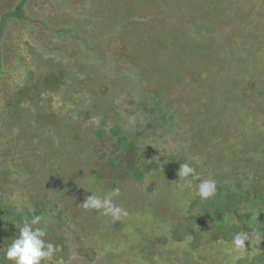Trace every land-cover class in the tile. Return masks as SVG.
<instances>
[{
  "label": "trees",
  "instance_id": "obj_1",
  "mask_svg": "<svg viewBox=\"0 0 264 264\" xmlns=\"http://www.w3.org/2000/svg\"><path fill=\"white\" fill-rule=\"evenodd\" d=\"M34 1L0 0V264H14L7 261L4 254L12 239L19 234V228L25 219H30L34 215L42 217L41 224L38 226L46 229L45 239L57 246L53 260L42 262V264H58L59 257L66 258L70 254L68 244L65 245L68 241L65 231L69 229V223L76 228H83L87 218L85 215L95 214V211H88L83 207L81 198L73 197L64 188L57 190V187L63 186L69 177L67 171L59 169L58 165L61 166L66 160L70 145H77L74 142V135L82 124L95 117H101L100 126L94 134L99 141H102L109 132L116 150L112 156L119 152L123 156L136 155L138 150L135 145L139 137L128 136V133L122 130V124H114L108 129L105 127L107 125L104 113L106 109L119 107L113 103L108 89L100 91L99 82H97L100 80L98 75L104 77L100 71L105 68V62L116 59L106 50L107 44L103 40L111 25L102 29L103 27L100 28V23L96 20L98 16L95 12L100 8L98 5L100 2L94 3L91 14L75 15V19L78 20L71 25L73 15L69 9L72 0H57L61 12L58 10L52 15H44L40 11L34 14ZM105 3H110L108 5L112 9L109 10L110 15L115 14L113 9L114 12L117 11V17L119 11L124 10L117 6L116 2H112V5L109 0H106ZM65 13V22L54 20V16L60 14L62 17ZM39 14L46 16L47 19L41 18ZM89 15L90 20L87 21L86 17ZM39 30L43 35L42 39ZM42 30L47 31L48 35L42 33ZM13 31L15 35L25 34L28 57L26 61H29L31 66L27 67L25 80L20 85H14L6 78L9 73L6 59L12 58L10 41ZM85 66H92L89 74L82 70ZM123 75L128 76L127 72H123ZM131 83L133 84L132 79ZM199 87L195 91L199 90ZM253 89L252 86L251 93L255 91ZM242 93L244 94L243 91ZM134 94L137 95V92ZM263 96L261 95V100H264ZM81 97L86 99H80ZM102 100L105 104L100 103ZM139 100L141 103L138 109L147 121H144L143 125L139 120L136 121L134 125L136 135H144L149 131L152 133L156 126L159 128H169L172 125L180 127L184 133L186 132L190 141L195 143L196 137L198 146L192 144L188 151L191 157L195 153L198 157L200 156L198 161L191 159L196 175L200 177V180L213 178L217 182L216 195L208 200H201L199 196H194L185 216L181 209L173 211L175 210L173 206L160 207L158 218H162L167 223V217L171 216L178 229L172 222L169 232L161 233L159 226L154 228V232L151 231L152 234L147 235L144 232L143 242L141 239L139 242L144 243L142 249L137 243V249L142 258L150 263L155 260L157 252L161 254L163 251L161 249L168 244L183 243L186 240L188 252L185 257H180V264H264V240L246 241V250L243 252L228 251L232 249L231 240L234 233L238 231L250 234L259 232L261 237H264V158L259 154L260 161L252 156L250 161L246 159L243 163L236 160L238 156H242L241 160L245 161V156L248 154L240 150L245 147L248 140L247 136L240 139L238 131L242 130L239 127H236L235 138H224L221 135L225 127L234 125L231 123V118H229L230 124L219 125L212 121L208 125L204 120L206 117L203 112L201 115L197 114L184 119L183 108L177 107L176 103L168 100L167 96L162 95L159 98V96L145 95ZM197 100L199 104L195 100L192 105L189 100L186 106L204 109L203 101ZM148 101L151 104H148ZM55 103L58 104L57 107ZM68 105L75 109L63 111L62 107ZM258 108L257 112L260 113L262 106ZM198 117L200 120L197 121ZM261 119H263L262 115ZM261 128L263 131L262 124ZM50 133L53 141L50 139ZM261 140L264 141L263 132ZM48 142L51 143L45 147L44 144ZM204 154L206 155L203 156ZM208 155L222 157L225 166L232 172L231 182L227 179L229 176L222 175L223 170L206 178V173L209 171L206 158ZM101 156L108 158L107 164L91 168L89 163L79 158V165L81 163L82 165L75 179L82 177L86 183L88 174L92 177V183L105 182L101 174L115 170L118 163L122 161L119 158L112 159L106 154ZM184 158L173 162L174 175H178L181 164L188 162ZM158 164L163 177L164 172L161 167H164L166 163L161 161ZM124 167L127 172L132 173L129 179L133 183H141L146 178V171L140 167H134V165ZM152 172L153 170L150 169L149 174L152 175ZM115 176H108L106 183L107 186L118 189L117 179L123 176ZM172 178L175 179V177ZM20 180H22L21 183H19ZM154 180L156 184L152 183L153 185L149 186L151 194L157 189L158 181L156 178ZM200 180L193 179L192 182L198 185ZM17 194L20 196L18 204L13 201ZM205 203H208L207 207L201 210ZM76 206H80L81 214L76 215L70 212V209ZM176 216L180 218L174 219ZM120 225H112V230H115L113 232H118ZM79 232L81 231L77 229L72 231V237L76 241L84 238L85 233ZM80 244L75 245L79 251H82ZM132 245L135 247L134 243ZM125 250L118 252L122 253ZM87 252L94 255L96 250L90 247ZM125 257L127 260L134 259V257Z\"/></svg>",
  "mask_w": 264,
  "mask_h": 264
},
{
  "label": "rangeland",
  "instance_id": "obj_2",
  "mask_svg": "<svg viewBox=\"0 0 264 264\" xmlns=\"http://www.w3.org/2000/svg\"><path fill=\"white\" fill-rule=\"evenodd\" d=\"M105 1H70L69 11L73 15L70 24L73 25L78 20L75 19V15L91 14V7L95 5L94 3L100 2L98 4L100 8L95 12L98 16L96 20L100 23V28L103 27L102 29L111 25L103 40L107 44L106 50L116 59L105 62V68L100 71L104 77L98 75L100 80L97 82L100 91L108 89L113 103L119 107L106 109L105 127L108 129L114 124H122V130H125L128 136L139 137L135 145L138 150L136 155L123 156L119 152L112 156L113 152H116L114 140L109 132L102 141L96 138L94 131L100 126L101 117H95L80 126L81 132L79 129L74 135V142L78 146L70 145L66 160L61 166L57 164L59 169H65L69 176L64 185L57 187V190L64 188L73 197L81 198L84 202L93 192L97 195L111 192L114 188L107 186L106 178L117 173L116 176L123 178L117 179L116 187L120 195L114 197V203L126 209L128 215L114 221L111 217L99 215L97 211L88 209L95 211V214L85 215L87 218L83 228H76L69 223V229L65 231L68 240L65 245L68 244L70 254L66 258L59 257L58 264H180V257H185L188 252L186 240L183 243L168 244L161 249L163 250L161 254L157 252L156 258L154 256L155 260L150 263L142 258L137 248L139 245L142 249L144 232L147 235L152 234L151 231L154 232L156 226L160 227L161 233L169 232L172 222L174 227L176 226L171 216L167 217V223L162 218H158V211L162 205L173 206L175 209L172 208L173 211L181 209L185 216L190 201L197 196L195 183L192 182L193 188H186L185 181L174 175L173 162L185 157L187 163L193 166L191 159L198 161L200 156L195 153L191 157L188 151L192 144L195 146L198 144L196 137L195 143L190 141L186 132L184 133L183 129L176 125L169 128L156 126L154 132L149 131L147 134L137 136L134 130L136 121L139 120L141 125L147 121L138 109L141 103L139 99L145 95L159 96V98L162 95L167 96L168 100L175 102L177 107L183 108L184 119L201 115L203 112L206 117L203 119L208 125L212 121L219 125L230 124L229 118H231V123L234 125L225 127L221 135L224 138H235L236 127H239L242 130L238 131L240 139L247 136L248 140L245 147L240 150L248 156H245V161L241 160L242 156H238L236 160L243 163L246 159L250 161L252 156L260 161L259 154L264 158V141L261 140V133H264V129L262 131L261 128V124L264 128V100H261V95H264L262 93L264 92V0H109L112 5V2H116L117 6L124 9L119 11L118 17L114 9L115 14L110 15L109 10H112L108 6L110 3ZM33 6H35L34 14L40 11L44 15H52L59 10L57 0H35ZM44 15L41 18L47 19ZM65 16L66 13L62 17L58 14L54 16V20L65 22ZM86 20H90V15ZM42 31L48 35L46 30V32ZM15 34L13 31L10 41L12 58L6 59L9 68L6 78L10 83L20 85L25 80L27 67L31 66L29 61H26L28 60L26 36ZM39 34L42 39L40 30ZM91 68L92 66H85L82 70L89 74ZM123 72H127L129 77L123 75ZM252 86L255 91L251 93ZM198 87L199 90L195 91ZM197 99L203 101L204 109L186 106L187 102L191 101V104L195 100L198 102ZM100 103L105 104L103 100ZM55 104L57 107L58 104ZM148 104L151 103L148 101ZM258 106L260 108L262 106L260 113L257 112ZM62 108L63 111L75 109L69 105ZM149 120L151 121L150 118ZM49 136L53 141L51 133ZM50 143L44 146L48 147ZM101 154L122 161L115 170L101 174L105 182L92 183V177L88 174L86 183L82 177L75 179L82 165V163L79 165V158L89 163V168L103 166L107 164L108 158L102 157ZM206 158L209 164L206 178L223 170L222 175L229 176L227 179L231 182L232 172L230 168L227 169L222 157L208 155ZM161 161L166 163L161 167L164 172L163 177L158 164ZM125 165L130 167L134 165L145 170L147 175L144 181L133 183L129 179L132 173L126 171ZM150 169L153 170L152 175L149 174ZM153 177L158 181L155 189L157 192L152 191L151 194L149 186H152V183L156 184ZM21 182L22 180L19 181ZM18 196L17 194L13 198L16 204L19 203L20 196ZM206 204L208 205V203L203 204L201 210L207 207ZM79 209L80 206H76L71 208L70 212L81 214ZM176 218L180 217L176 216L174 219ZM116 224H121L120 228L118 232H113L115 230L112 228ZM75 229L81 231L79 233H85L83 239L74 240L72 231ZM140 239L141 243H139ZM76 243H81L82 251H79ZM90 247L95 248L94 255L87 252ZM219 248L223 250L222 247ZM119 250L125 251L119 253ZM125 256L134 259L127 260Z\"/></svg>",
  "mask_w": 264,
  "mask_h": 264
},
{
  "label": "clouds",
  "instance_id": "obj_3",
  "mask_svg": "<svg viewBox=\"0 0 264 264\" xmlns=\"http://www.w3.org/2000/svg\"><path fill=\"white\" fill-rule=\"evenodd\" d=\"M177 174L179 178L185 181L184 187L189 189L193 188V179L200 180V177L196 175L195 168L187 162L180 165ZM194 187L196 195L201 200H208L214 197L217 192V182L213 178L200 180L199 184ZM119 195V189H113L105 195H97L93 192L91 196L86 197L82 204L85 209L95 210L103 216L118 221L128 215L126 209L114 203V197ZM41 221L42 217L38 215L23 221L22 226L19 228V234L12 239L4 254L7 261L14 262V264H42V262L53 260L57 252V246L45 239L47 236L46 229L38 226ZM253 239L264 240V237H261L259 232L250 234L249 232L238 231L234 233L231 240L232 249L228 251L243 252L246 250L245 242H252Z\"/></svg>",
  "mask_w": 264,
  "mask_h": 264
}]
</instances>
